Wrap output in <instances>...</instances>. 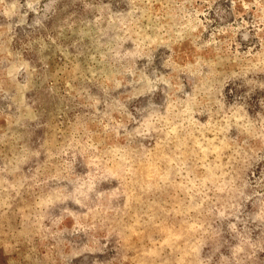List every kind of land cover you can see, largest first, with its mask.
<instances>
[{"label":"rangeland","instance_id":"rangeland-1","mask_svg":"<svg viewBox=\"0 0 264 264\" xmlns=\"http://www.w3.org/2000/svg\"><path fill=\"white\" fill-rule=\"evenodd\" d=\"M0 264H264V0H0Z\"/></svg>","mask_w":264,"mask_h":264}]
</instances>
